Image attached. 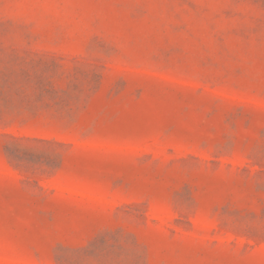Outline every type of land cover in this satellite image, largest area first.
Instances as JSON below:
<instances>
[{"label":"rangeland","instance_id":"rangeland-1","mask_svg":"<svg viewBox=\"0 0 264 264\" xmlns=\"http://www.w3.org/2000/svg\"><path fill=\"white\" fill-rule=\"evenodd\" d=\"M0 264H264V0H0Z\"/></svg>","mask_w":264,"mask_h":264}]
</instances>
